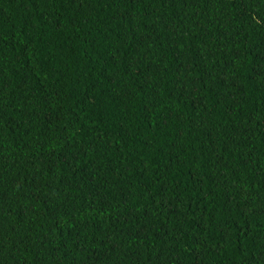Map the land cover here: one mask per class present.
Wrapping results in <instances>:
<instances>
[{"label":"trees","instance_id":"1","mask_svg":"<svg viewBox=\"0 0 264 264\" xmlns=\"http://www.w3.org/2000/svg\"><path fill=\"white\" fill-rule=\"evenodd\" d=\"M0 264H264V0H0Z\"/></svg>","mask_w":264,"mask_h":264}]
</instances>
